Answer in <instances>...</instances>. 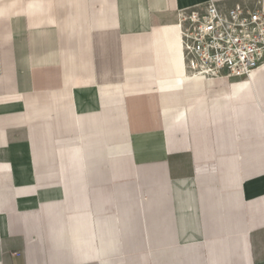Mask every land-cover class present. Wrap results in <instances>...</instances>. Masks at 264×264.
Wrapping results in <instances>:
<instances>
[{"label": "crops", "instance_id": "0c3cea01", "mask_svg": "<svg viewBox=\"0 0 264 264\" xmlns=\"http://www.w3.org/2000/svg\"><path fill=\"white\" fill-rule=\"evenodd\" d=\"M208 1L0 0V264H264V67L185 77Z\"/></svg>", "mask_w": 264, "mask_h": 264}, {"label": "built area", "instance_id": "2783aa9c", "mask_svg": "<svg viewBox=\"0 0 264 264\" xmlns=\"http://www.w3.org/2000/svg\"><path fill=\"white\" fill-rule=\"evenodd\" d=\"M184 74L205 81L246 78L264 67V8L210 0L179 13Z\"/></svg>", "mask_w": 264, "mask_h": 264}]
</instances>
